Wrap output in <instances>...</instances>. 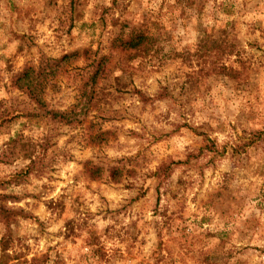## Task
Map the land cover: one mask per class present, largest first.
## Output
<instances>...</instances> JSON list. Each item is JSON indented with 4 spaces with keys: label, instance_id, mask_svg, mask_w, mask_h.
Wrapping results in <instances>:
<instances>
[{
    "label": "clouds",
    "instance_id": "1",
    "mask_svg": "<svg viewBox=\"0 0 264 264\" xmlns=\"http://www.w3.org/2000/svg\"><path fill=\"white\" fill-rule=\"evenodd\" d=\"M0 264H264V0H0Z\"/></svg>",
    "mask_w": 264,
    "mask_h": 264
}]
</instances>
